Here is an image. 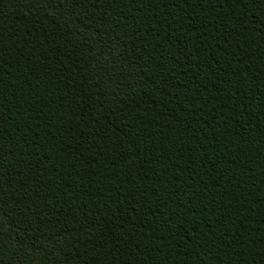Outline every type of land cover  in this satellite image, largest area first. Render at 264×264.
<instances>
[{
    "label": "trees",
    "instance_id": "obj_1",
    "mask_svg": "<svg viewBox=\"0 0 264 264\" xmlns=\"http://www.w3.org/2000/svg\"><path fill=\"white\" fill-rule=\"evenodd\" d=\"M0 264H264V0H0Z\"/></svg>",
    "mask_w": 264,
    "mask_h": 264
}]
</instances>
